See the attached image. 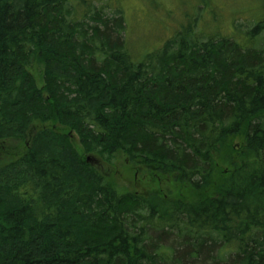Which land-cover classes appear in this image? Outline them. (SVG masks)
Segmentation results:
<instances>
[{
    "label": "trees",
    "instance_id": "obj_1",
    "mask_svg": "<svg viewBox=\"0 0 264 264\" xmlns=\"http://www.w3.org/2000/svg\"><path fill=\"white\" fill-rule=\"evenodd\" d=\"M218 1L137 49L122 0H0V264H264V0Z\"/></svg>",
    "mask_w": 264,
    "mask_h": 264
},
{
    "label": "rangeland",
    "instance_id": "obj_2",
    "mask_svg": "<svg viewBox=\"0 0 264 264\" xmlns=\"http://www.w3.org/2000/svg\"><path fill=\"white\" fill-rule=\"evenodd\" d=\"M151 2L152 1L149 0H122V8L124 9L126 16H128L127 20H129L127 24L128 36H130L135 42H140L137 45V49H142L145 47V42L142 39V34L144 33L140 27L146 29L150 27L151 29L154 28L156 30L159 27L160 29H163L164 26L166 28H170L177 31L178 25L181 26L185 23V16L187 12L183 10L184 0H164V2L166 3L165 9H160L159 6L154 5L153 2ZM217 4L222 5L223 8H227V10H230L231 12L233 11L231 10V5L225 2V0H219ZM119 5L121 6V2L119 3ZM248 6L251 7L252 5L250 4ZM167 11H171L173 12V14L167 13ZM241 11L244 12L243 9H241ZM108 12L109 11H107V13ZM203 16L204 23L211 24L210 14L207 13ZM228 16L229 13L227 12V17L225 18L229 20ZM245 23L248 25V22L245 21ZM141 39L143 42H141ZM156 42H158V38L150 41L151 44H155ZM30 70L40 81L42 78V67L38 63H35L34 67H31ZM105 168L106 170L110 169L109 174H112L111 177L114 178L112 179L115 180L118 185L124 187L126 190H142L145 186V180L140 177L141 172L137 170H134L133 172L130 171V173L126 172L125 170H127L128 168H125L123 166L122 160H120L113 166L105 165Z\"/></svg>",
    "mask_w": 264,
    "mask_h": 264
},
{
    "label": "water",
    "instance_id": "obj_3",
    "mask_svg": "<svg viewBox=\"0 0 264 264\" xmlns=\"http://www.w3.org/2000/svg\"><path fill=\"white\" fill-rule=\"evenodd\" d=\"M86 161H87L88 163H90L91 165H93V166H97V167H100V166H101L99 160H97V159H96L95 157H93V156H88V157L86 158Z\"/></svg>",
    "mask_w": 264,
    "mask_h": 264
}]
</instances>
